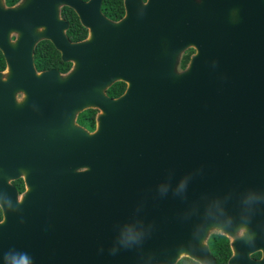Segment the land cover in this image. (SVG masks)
Returning <instances> with one entry per match:
<instances>
[{"label": "water", "instance_id": "water-1", "mask_svg": "<svg viewBox=\"0 0 264 264\" xmlns=\"http://www.w3.org/2000/svg\"><path fill=\"white\" fill-rule=\"evenodd\" d=\"M101 2L0 0V264H216L212 234L228 239V264H264V0H252V19H236L240 3L225 20L194 21L197 52L184 69L174 51L186 46L166 50L154 31L156 67L142 68L138 46L126 43L141 38L140 22L110 20ZM62 5L85 39H68ZM42 39L69 71L35 69ZM116 81L126 88L110 97ZM19 93L96 105V129L72 138L85 156L52 172L35 155L43 147L16 145L14 134L36 127Z\"/></svg>", "mask_w": 264, "mask_h": 264}, {"label": "flooded vegetation", "instance_id": "flooded-vegetation-1", "mask_svg": "<svg viewBox=\"0 0 264 264\" xmlns=\"http://www.w3.org/2000/svg\"><path fill=\"white\" fill-rule=\"evenodd\" d=\"M115 2L116 4L114 5H116L117 10L120 11L119 15H106L103 11L104 0L101 2V12L112 21H119L120 19L131 15L130 17H132L133 20L140 22L139 28H141V38L137 40L128 36L126 43L128 47H134L135 45L138 46V50L144 62L142 68H145L147 63L149 64L147 65L149 68L156 67V64L152 63L153 60H156L157 58L155 54H152L151 52L156 44H161V40L156 41L150 37L153 35V31L155 34L160 35L159 37L165 38L162 41H164V45L167 47L166 50L174 44H176V48L178 49L183 45L186 46L185 48H181L182 50L180 51H174L176 54L175 58H177L178 53L177 66H179L180 69H184L188 65L191 56L197 52L195 40L193 39L194 21L225 20L227 11L233 10L234 7L240 3L248 4H246L247 6L244 8V13L241 16L236 17V19H248V13H250L252 19L257 14V6L256 4L254 6L252 0H146V2L145 0H138L136 5H130L129 0H115ZM65 7L74 11L79 22L80 19L75 10L71 7L67 5H62L60 7V16L68 23V28L66 29L68 39L71 42H79L85 39L88 35V29L84 27L81 22V26L86 30L85 35L79 39H73L69 36L68 30L70 28V21L63 13ZM106 9L111 10L109 5H106ZM131 26L133 27L135 25L133 24ZM147 29L151 30V32L148 33V36L146 33ZM202 34L204 33H201V35ZM173 35H178L180 37L178 43H175L173 39H170ZM45 41L49 42L58 52L59 60L62 61V63L68 64V67L65 70H61L58 65L50 64L46 61L44 52L41 53V57L37 61L35 57L36 49H38L40 43ZM196 42L205 43L204 39L201 38L199 40L197 39ZM146 47L150 48V50H147L151 53L149 57L145 54ZM147 60H149V62H147ZM60 61L56 64H60ZM33 63L38 72L56 69L61 73H65L69 71L73 65L71 61L62 60L59 50L56 49L49 39H42L37 42L33 51ZM164 66H168V64H164ZM116 82L123 83L124 89L120 93L112 95L108 93L107 90ZM116 82L106 90V93L110 97L121 95L126 88V82ZM16 98L21 102L26 96L19 93L16 95ZM74 100V97H67L65 94L48 96L31 93L26 98L27 109L24 113L27 112L29 116H34L32 122L36 127H33V130L26 128L27 132L25 136L14 134L13 140L16 145H29L36 148L43 147L44 151L41 154L35 153V155L42 156V162L48 166L46 167L48 171L61 172L60 170H63L65 160L71 162L76 158L84 157L85 149L78 150L72 142V138H79V134L82 130L93 132L96 129L98 107L92 104L90 107H83L81 103H77ZM22 104L23 102L20 103V105ZM25 122L28 123L29 120ZM91 147L92 144L90 143L89 148ZM79 170H82V168ZM17 180L22 182L23 188L19 189L14 185L13 182ZM12 183L19 192L24 190L22 177L14 179ZM259 257L260 255L255 258Z\"/></svg>", "mask_w": 264, "mask_h": 264}, {"label": "trees", "instance_id": "trees-1", "mask_svg": "<svg viewBox=\"0 0 264 264\" xmlns=\"http://www.w3.org/2000/svg\"><path fill=\"white\" fill-rule=\"evenodd\" d=\"M17 0H6L7 4L11 5L14 4ZM115 0H104L103 3V11L108 16H115L119 15L120 11L117 10V6ZM106 5H109L111 10L106 9ZM112 5V6H111ZM63 13L65 17L70 21V28L68 30L69 36H71L73 39H79L85 35V29L81 26L76 14L73 10L70 8L65 7L63 10ZM44 52L45 60L48 61L50 64L58 65V67L61 70H65L68 67V64L62 63V61L59 60V54L54 49V47L47 41L42 42L39 44L38 49H36L35 57L37 61L41 57V53ZM47 52V53H46ZM60 64H56L59 63ZM5 66V60L4 56L2 55L0 51V69H3ZM124 89V84L121 82L114 83L107 92L116 95L120 93ZM16 187L23 188L22 182L20 180H17L13 182ZM0 219H1V209H0ZM208 244L210 247V250L213 254V256L216 259V264H228V258L231 255V250L229 246L228 239L220 234H212L208 240ZM260 253H254L253 256L258 257ZM176 264H199L196 261L183 257L181 258Z\"/></svg>", "mask_w": 264, "mask_h": 264}, {"label": "clouds", "instance_id": "clouds-1", "mask_svg": "<svg viewBox=\"0 0 264 264\" xmlns=\"http://www.w3.org/2000/svg\"><path fill=\"white\" fill-rule=\"evenodd\" d=\"M146 2V0H145ZM6 71V69H5ZM239 235H243L244 234V229H241L240 232L238 233ZM16 264H28L27 258L24 256H21L17 261Z\"/></svg>", "mask_w": 264, "mask_h": 264}]
</instances>
